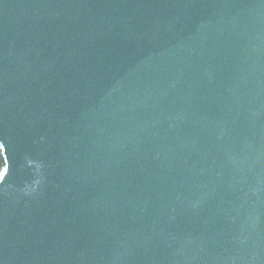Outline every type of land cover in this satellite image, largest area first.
I'll use <instances>...</instances> for the list:
<instances>
[{
    "label": "water",
    "instance_id": "water-1",
    "mask_svg": "<svg viewBox=\"0 0 264 264\" xmlns=\"http://www.w3.org/2000/svg\"><path fill=\"white\" fill-rule=\"evenodd\" d=\"M0 264H264V0H0Z\"/></svg>",
    "mask_w": 264,
    "mask_h": 264
},
{
    "label": "trees",
    "instance_id": "trees-1",
    "mask_svg": "<svg viewBox=\"0 0 264 264\" xmlns=\"http://www.w3.org/2000/svg\"><path fill=\"white\" fill-rule=\"evenodd\" d=\"M4 168H5V159L2 152V147L0 145V176L3 173Z\"/></svg>",
    "mask_w": 264,
    "mask_h": 264
}]
</instances>
